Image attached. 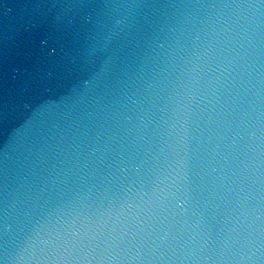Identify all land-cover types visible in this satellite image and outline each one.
<instances>
[{
    "label": "water",
    "instance_id": "water-1",
    "mask_svg": "<svg viewBox=\"0 0 264 264\" xmlns=\"http://www.w3.org/2000/svg\"><path fill=\"white\" fill-rule=\"evenodd\" d=\"M135 0H0V264L26 222L111 184L135 186L137 147L168 132L176 85L194 51L215 45L206 24ZM264 13V0H254ZM224 27V23H221ZM264 63V15L256 24ZM216 72L231 69L216 63ZM209 107H212L209 104ZM250 131H255L252 129ZM188 205L177 201L175 211ZM264 264V247L247 254Z\"/></svg>",
    "mask_w": 264,
    "mask_h": 264
},
{
    "label": "clouds",
    "instance_id": "clouds-1",
    "mask_svg": "<svg viewBox=\"0 0 264 264\" xmlns=\"http://www.w3.org/2000/svg\"><path fill=\"white\" fill-rule=\"evenodd\" d=\"M168 7L184 25L206 24L217 45L231 33L227 55L213 44L194 51L175 86L168 132L134 145L145 169L135 186L111 184L99 195L78 188L25 223L10 264H257L246 254L264 247V63L257 67L256 43L264 13L254 0ZM217 62L231 69L228 78ZM177 201L188 208L176 212Z\"/></svg>",
    "mask_w": 264,
    "mask_h": 264
}]
</instances>
